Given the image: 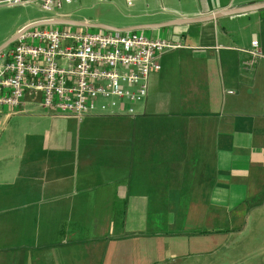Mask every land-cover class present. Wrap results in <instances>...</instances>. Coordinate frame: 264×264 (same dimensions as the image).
<instances>
[{"label":"crops","instance_id":"obj_1","mask_svg":"<svg viewBox=\"0 0 264 264\" xmlns=\"http://www.w3.org/2000/svg\"><path fill=\"white\" fill-rule=\"evenodd\" d=\"M260 3L99 6L125 29ZM131 33L180 46L134 114L62 118L38 93L0 107V264H209L228 237L264 230V59L243 51L264 54V10Z\"/></svg>","mask_w":264,"mask_h":264},{"label":"built area","instance_id":"obj_2","mask_svg":"<svg viewBox=\"0 0 264 264\" xmlns=\"http://www.w3.org/2000/svg\"><path fill=\"white\" fill-rule=\"evenodd\" d=\"M149 0H125L128 7ZM105 4L110 0H96ZM75 0H0V8L37 6L63 17ZM180 46L143 33L84 32L40 27L28 31L0 53V107L21 108L28 94H40L49 114L77 119L90 115L134 114L146 101L151 75L161 57ZM244 52L264 59L258 43Z\"/></svg>","mask_w":264,"mask_h":264},{"label":"rangeland","instance_id":"obj_3","mask_svg":"<svg viewBox=\"0 0 264 264\" xmlns=\"http://www.w3.org/2000/svg\"><path fill=\"white\" fill-rule=\"evenodd\" d=\"M78 3H80L78 11L73 16L76 19H74L75 21L86 22L84 19L94 20L96 17H100L101 19L99 20L101 23L91 21H87L86 23L105 24L113 19H119L118 17L120 15L117 12L113 11V9H109L108 6H99L100 4H98L96 0H75L74 5L66 6L65 10H76ZM84 7L90 9H82ZM49 19L62 20L64 18L58 15L45 13L35 5L0 8V46L6 42L8 36L15 30H20L24 26L37 21ZM67 20H73L72 16L67 18ZM22 25L23 27H21ZM54 28L61 29L65 28V26H55ZM77 29L84 32H103L91 29ZM260 232L263 234L264 230H258L254 226L253 230L248 228L247 231L241 232V235L228 237L226 252L224 251L219 255L216 254L214 261L209 264H264V235ZM224 233L228 234L226 231Z\"/></svg>","mask_w":264,"mask_h":264},{"label":"water","instance_id":"obj_4","mask_svg":"<svg viewBox=\"0 0 264 264\" xmlns=\"http://www.w3.org/2000/svg\"><path fill=\"white\" fill-rule=\"evenodd\" d=\"M264 10V3L260 4H253L246 7H240L236 9H231L227 11H222L219 13H215L213 15H208L206 17H200L195 19H181L177 21H172L163 25H147V26H138V27H131L125 29H119L107 25L102 24H91L86 22H79V21H70V20H60V19H49V20H42L37 21L31 24L26 25L22 29H20L15 35H13L8 41H6L3 45L0 46V53L9 48L13 45L19 37L23 34L27 33L30 30L40 28V27H73V28H81V29H91V30H100V31H107L111 33L117 34H125L131 33L134 31H142V30H154V29H162L165 27H172V26H181V25H190V24H197V23H205L209 21L219 20L226 17H240L245 16L247 14L255 13L258 11Z\"/></svg>","mask_w":264,"mask_h":264},{"label":"trees","instance_id":"obj_5","mask_svg":"<svg viewBox=\"0 0 264 264\" xmlns=\"http://www.w3.org/2000/svg\"><path fill=\"white\" fill-rule=\"evenodd\" d=\"M225 231H219V232H217L218 234H225L224 233ZM228 231H226V233H227ZM204 234H211V233H202V232H193V233H191L190 235H192V236H197V235H204Z\"/></svg>","mask_w":264,"mask_h":264}]
</instances>
